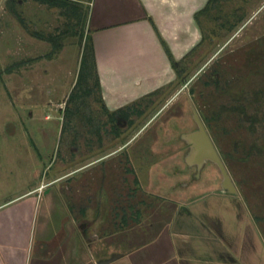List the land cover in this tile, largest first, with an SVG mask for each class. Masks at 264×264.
I'll list each match as a JSON object with an SVG mask.
<instances>
[{
    "label": "rangeland",
    "instance_id": "rangeland-1",
    "mask_svg": "<svg viewBox=\"0 0 264 264\" xmlns=\"http://www.w3.org/2000/svg\"><path fill=\"white\" fill-rule=\"evenodd\" d=\"M72 1L85 8L86 35H91L100 0ZM240 9L244 16L237 21ZM211 12L204 18L206 38L195 53L181 58L186 68L183 75L178 77L174 69L173 78L157 88L162 87V92L144 102V115L135 116L133 126L121 122L122 134L113 138L105 134V147L98 149V137L90 130L95 129L92 121H101L104 128L112 126L104 123L109 118L99 102L96 72L90 64L81 72L84 43L79 34L64 36L61 47L52 53L47 37L65 30L68 22L60 9L36 0H0V204L37 186L53 194L56 200L46 206L51 211L60 209L49 220L45 235L51 236L59 230L63 213L72 222L82 214L71 202L64 206V186L70 184L66 194L73 205L94 202L97 193L114 180L110 162H94L103 156L113 163L116 157L125 160V149L133 163L119 165V183H124L125 176L129 186H136L139 175L151 190L190 197L199 184H190L189 189L179 185L193 181L184 161L186 143L181 134L197 126L196 112L202 120L210 119L209 124L205 121L208 133L264 237V0H221ZM84 165L71 174L70 181L64 178L47 187L50 180ZM132 165L133 172L124 171ZM220 180V172L210 166L200 181L213 186ZM148 196V211L144 216L133 215L132 231L107 232L119 246L123 243L129 250L157 243L159 230L176 205L153 192ZM94 217L88 208L84 218L93 229L98 223ZM71 230L74 233L76 227ZM88 264H94L93 260Z\"/></svg>",
    "mask_w": 264,
    "mask_h": 264
},
{
    "label": "crops",
    "instance_id": "crops-1",
    "mask_svg": "<svg viewBox=\"0 0 264 264\" xmlns=\"http://www.w3.org/2000/svg\"><path fill=\"white\" fill-rule=\"evenodd\" d=\"M209 1H99L91 36L109 110L122 108L173 78L174 68L161 38L177 59L185 57L207 36L204 18L211 15L199 20L196 14ZM201 182H197L198 195L171 202L176 206L160 228L157 243L131 249L122 264H264V237L239 192L225 191L221 183L208 186ZM150 191L162 194V190ZM45 193L29 191L0 204V264H57L55 253L71 240L61 264L91 260L97 264L96 254L78 234L68 239L66 234L64 245L62 241L54 245L57 231L45 235L55 211L46 205L56 200ZM36 239L39 248L32 257ZM105 239V247L97 244L102 257L118 249L110 245L113 234Z\"/></svg>",
    "mask_w": 264,
    "mask_h": 264
},
{
    "label": "flooded vegetation",
    "instance_id": "flooded-vegetation-1",
    "mask_svg": "<svg viewBox=\"0 0 264 264\" xmlns=\"http://www.w3.org/2000/svg\"><path fill=\"white\" fill-rule=\"evenodd\" d=\"M201 120H202V118H201ZM202 121L206 127L205 121L204 120H202ZM98 122H99L100 126L98 128L95 127V129L92 128L90 130L94 134H96L98 137L97 148L103 149L105 147V139H104L105 134H106V136H111L110 138L117 137V136H116V132L114 131V129L112 127L110 129L104 128V127H102L101 121H98ZM111 132H114V134ZM89 143L92 144V141ZM184 147H185V152H187L190 145L186 143V145ZM180 148L181 147H179L178 149H180ZM216 148H217V146H216ZM78 150H79V146L77 148H75L74 150H72L73 151L72 156H74V152H78ZM217 150H218V148H217ZM179 151H181V150H179ZM124 152H125V160H123V159L118 160L116 157V163H113V159L110 161L105 160L106 156H103L94 162V163L110 162L111 170H112V174H113V178H114V180L111 183H109L108 187H106L100 193H97L98 197L94 200V202H89L87 204H83L82 206H80V204H78L79 206L73 205V204H75V202L72 201L69 194H66L67 191H69V189H70V184H67V186H64L63 193H62L65 196V199H64L65 201L63 203L64 206L67 203L71 202L72 203L71 205L75 206L76 209L80 210V214L81 213L82 214L77 216L74 219V221L72 222V217L69 216L67 213H63L60 228L57 231L58 233L56 234L55 242H53L54 245H57L61 241L63 242L62 245H64L66 243L67 239L69 238V236L72 234L71 229L76 227V231L74 233L78 234L83 239V241L87 244L91 253L93 252L96 254L97 264H103V263L122 264L120 261L123 258L127 257L129 254H132L131 249L128 250L126 245H124L123 243H121V245L119 246L118 242L116 240H112L111 241L112 243H110V245L115 246L114 243H116V245H117L116 247L118 248L117 251H112L111 253H108L107 257L104 255L102 257V255L99 254L100 248L97 247V244L100 245V247L106 246L105 245L106 244L105 237L107 236L108 231H110V232H113L114 230L116 232H117V230H122V231H127V232L132 231L133 229L131 228V226H132L131 222H132L133 215L135 213H139L142 216H144L146 214V212L148 211V208H149V203H148V199H147V198H149V196L147 197V193L151 192L150 187L148 185L149 182H148V184L144 183V181H142L143 178L138 175L135 178L136 186H129L128 181H126L125 176L123 178H121V179H123L124 183H119L120 179L117 178V168L119 167V165H122L123 163L127 164L128 162L133 163V159L130 157V155H128L129 149H125ZM218 152L220 154V157H221L223 163L225 164V167L227 168V170L230 174L228 165L225 162L223 155L221 154V152L219 150H218ZM117 162H119V163H117ZM208 166H209V164L204 165L203 171H202L203 173L207 170ZM84 167H85V165L82 167H79L77 169H74L72 172H69L67 175L65 174L62 177H58L56 179L50 180L49 183L47 184V187L55 184L56 182H58L59 180L64 179V178L66 179V181H70L72 176H73L71 174L77 173L78 171H80ZM197 168H198L197 165H194L191 168L193 170L192 175H191L192 176L191 178L193 179V181L190 179V181L180 182L179 185H183V186L186 185L185 187L187 189H189L190 187L188 188V186H190V184L197 182V181H195V179H198ZM125 170L127 172L128 171L133 172V170H134L133 165H132V167L131 166L124 167V171ZM107 172H108V170L106 169L105 173H107ZM114 172H115V175H114ZM115 176H116V178H115ZM44 187H42V188L44 189ZM176 187L177 186L175 184L173 187V190L176 191V189H177ZM39 189H40V186H37L36 188H34L33 190H30V191L39 190ZM124 189H126L125 195H123ZM199 191H201L200 188L199 189L198 188L193 189L192 190L193 193L190 197H195L196 195H198ZM143 194H144V196H143ZM154 194L156 196L161 197L164 200L166 199L167 201H170V202H175L176 198L177 199L181 198L180 195L178 196V195L173 194V196H171L169 191L168 192L166 191L163 194H159V193H154ZM10 201H8V202L6 201L4 203V205L8 204ZM159 203L160 202L158 201L157 205H159ZM107 207H109V208H107ZM88 208L92 209L94 212V216H95L94 217V223L96 224L98 222L97 225L94 226L95 229H93V224L84 218L87 214ZM59 209H60V207H57V209L55 211H57ZM77 220H80L81 222L78 223L77 225H75V222ZM141 223L142 222H139V224H141ZM118 227H119V229H118ZM116 228H117V230H116ZM92 229H93V231H92ZM66 234H67V237H66ZM65 237L67 238L66 240H64ZM68 242H69V244H67L68 246L66 248L64 246L63 249H60V251L55 253V258H56L55 261L57 262V264H61L64 262L65 256L68 252V248H71L72 240L68 241ZM38 243H39V241L36 239V241L32 247V251H33L32 257L34 256V254L37 253L36 247L39 248ZM138 246H140V245H138ZM108 247L109 246H107V248ZM95 254H93V255H95Z\"/></svg>",
    "mask_w": 264,
    "mask_h": 264
},
{
    "label": "trees",
    "instance_id": "trees-1",
    "mask_svg": "<svg viewBox=\"0 0 264 264\" xmlns=\"http://www.w3.org/2000/svg\"><path fill=\"white\" fill-rule=\"evenodd\" d=\"M36 1L41 3V4H46L51 8L60 9V13L62 15H64L68 20L67 24L65 25L66 26L65 30H62L57 35L51 34L47 37L48 40L53 45V52L52 53H54V51H56V49L58 47H61L62 39L64 36L69 35L70 33L79 34L81 43H84L81 72L84 71L85 70L84 67H86L89 64H90L91 70L94 69V71L96 72V74H97V85L96 86H98V90L100 91V95H101L99 102L103 106L104 111L109 118V120L104 122V123H106V124L111 123L110 125L112 126V128L116 132V136H120L122 134V129H121V125H120L121 122L126 121L128 126H133L136 122L135 116L136 117H142L145 113V109L143 107L144 102L146 100L149 101V100L153 99V97H155L156 95H158L159 93L162 92L163 88L161 87L155 91H152L151 93L144 95L140 100H136V101H134V102H132L126 106H123L122 108H119V109L114 110V111H110L109 108L106 106V104L103 100V96H102V87H101L99 73L97 71L96 51H95L93 39H92V36L90 34L86 35L85 19H86L87 14H86L85 8L82 5H79L78 3H75L72 0H36ZM220 4H221V0H210L205 8H203L202 10L197 12V14H196L197 19L200 20V18L203 15H209V14L211 15L212 14L211 11L213 10V8L220 6ZM12 10H13V13L16 15V17L19 18L21 21H23V18L21 17L20 13L15 8H13ZM236 16H238L237 21H239L243 18L244 15H243L242 9L238 10V12L236 13ZM237 21L231 23L230 26H234ZM219 22L222 24L225 23L224 19L222 17H219ZM226 22L228 23V20ZM37 35L41 38H45L43 34L37 33ZM161 40H162V43L165 47V50H166L169 58H170V61L172 63L173 68L176 70L178 77H180L181 75H183V73L186 69L184 67V65H185L184 59L178 60L174 56L171 49L169 48L167 42L163 38H161ZM200 44L195 49H193L190 53H188L186 55V57L195 53V51L198 49ZM52 53H50V54L52 55ZM80 78H81V75L79 77V80H80ZM77 86H78V83L75 85L73 92L71 93V96L75 93ZM71 96H70L69 101L71 100ZM69 101L67 102L66 110L69 107ZM206 123L209 124L210 119L207 118ZM91 126L94 128L95 127L98 128L100 126V124H99V122H98V124H95V122L92 121Z\"/></svg>",
    "mask_w": 264,
    "mask_h": 264
},
{
    "label": "water",
    "instance_id": "water-1",
    "mask_svg": "<svg viewBox=\"0 0 264 264\" xmlns=\"http://www.w3.org/2000/svg\"><path fill=\"white\" fill-rule=\"evenodd\" d=\"M194 121L197 126L194 129L185 131L181 134L183 141L190 145L187 152H184V161L187 169L192 170L191 168L194 165H197L198 179H195V181L199 182L203 175L202 171L204 165L209 164L208 167L213 166L221 174V188L225 191L236 194L238 192L237 187L225 167V164L223 163L203 121L196 112L194 113Z\"/></svg>",
    "mask_w": 264,
    "mask_h": 264
}]
</instances>
